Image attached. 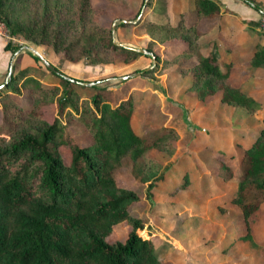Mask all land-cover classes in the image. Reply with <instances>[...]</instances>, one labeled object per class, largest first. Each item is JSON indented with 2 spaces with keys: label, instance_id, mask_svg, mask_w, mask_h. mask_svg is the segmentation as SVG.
Returning a JSON list of instances; mask_svg holds the SVG:
<instances>
[{
  "label": "trees",
  "instance_id": "16d2710c",
  "mask_svg": "<svg viewBox=\"0 0 264 264\" xmlns=\"http://www.w3.org/2000/svg\"><path fill=\"white\" fill-rule=\"evenodd\" d=\"M242 1L254 7L252 0ZM148 2H142L144 7ZM221 10L218 0H189L173 22L146 18L140 24L150 37L148 44L167 39L184 42L170 61L177 62L180 75L190 74L186 89L202 103L219 94L221 103L254 112L260 102L229 81L233 58L220 67L219 36L209 40L213 49H200V37L217 24L203 27L204 21L223 19ZM154 11L164 16L163 2ZM139 13L140 8L135 16ZM95 14L91 0H0V22L9 36L48 42L69 62L129 63L148 54L115 43L110 27L96 20ZM19 47L8 41L4 44L12 52ZM221 47L231 48L228 44ZM145 49L155 56L150 45ZM28 54L40 64L37 56ZM249 59L253 66L264 67V40L255 45ZM55 70L24 65L11 72L0 89V264H162L151 237L140 234L146 225L130 212L139 195L119 185L116 172L153 150L173 153L175 124L137 132L132 124L134 102L131 95L121 92L122 86L110 89L97 80L83 84ZM48 74L55 80H47ZM75 86L88 92L80 94ZM50 104L55 115L47 120L43 107ZM71 119L87 133L84 144L72 135ZM261 122L245 145L235 143L238 155L227 156L233 165L210 151L202 152L209 155L207 166L212 174L232 180L229 201L238 206L246 228L264 201V115ZM60 145L70 152L68 163ZM153 174L148 193L168 176L164 170ZM180 176L183 180L177 186L187 185L186 170ZM121 221L130 225L125 238L108 240L113 225Z\"/></svg>",
  "mask_w": 264,
  "mask_h": 264
},
{
  "label": "rangeland",
  "instance_id": "374dc122",
  "mask_svg": "<svg viewBox=\"0 0 264 264\" xmlns=\"http://www.w3.org/2000/svg\"><path fill=\"white\" fill-rule=\"evenodd\" d=\"M116 1L91 0L96 20L110 27L116 42L141 48L150 45L155 54L154 61L148 53L138 55L129 63L117 61L100 65L86 59L69 62L48 42L38 44L9 36L0 22V35L4 42L8 41L10 46L20 45L16 54H12L15 50H9L12 55L11 72H17L24 65L45 66L40 60L38 64L31 58L28 54L32 53L31 49L23 46L27 45L37 49L59 72L83 84L97 80V84L110 89L122 86L121 92L131 95L134 102L132 124L137 132L165 123L175 124L177 136L173 142V153L166 155L153 150L135 164L116 172L117 183L139 195L130 212L146 225L140 234L151 237L162 264H264V201L251 215L246 228L238 206L229 201L233 191L232 180L212 174L207 166L209 155H203L204 151H210L212 156L226 159L233 165L227 156L231 152L238 155L235 143L239 141L245 145L262 124L264 67L253 66L249 55L255 45L264 40V0H252L255 8L242 0H218L225 16L220 20L204 21L203 27L217 24L199 39L201 51H207L213 49L209 40L219 36L220 67L223 69L227 59L233 58L229 81L235 86L241 85L260 102V108L254 112L221 103L219 94L202 103L195 93L187 90L190 74L180 75L177 62L170 61L183 46L182 40L167 39L162 43L154 41L148 44L150 37L141 27V21L155 18L173 22L178 12L186 10L189 0ZM143 1H149V5L144 7ZM162 2L164 16L154 11ZM238 6L244 8L239 10ZM139 8L140 13L135 16ZM124 19L128 23L121 24ZM224 44L231 48L223 50L221 45ZM244 47L248 49L242 54ZM2 59L0 50L3 64ZM46 79L55 80V76L48 74ZM75 88L80 94L88 92L86 88ZM43 113L47 120H51L55 115L54 105L43 107ZM69 128L76 141L81 144L87 142V133L79 122L71 119ZM59 151L68 163L70 152L67 146L60 145ZM177 159L182 161L172 165ZM163 170L168 174L165 182H158L149 193L146 192L148 182L153 179L152 174ZM183 170L188 173L189 182L179 187ZM129 229L127 222H118L113 225L107 239L123 240Z\"/></svg>",
  "mask_w": 264,
  "mask_h": 264
},
{
  "label": "water",
  "instance_id": "95a60500",
  "mask_svg": "<svg viewBox=\"0 0 264 264\" xmlns=\"http://www.w3.org/2000/svg\"><path fill=\"white\" fill-rule=\"evenodd\" d=\"M113 30V29H112ZM114 41V40H113ZM115 43H117V44H121V45H125V44H123V43H120V42H116V41H114ZM23 46H25V47H27V48H30L31 49V52H32V54H34L35 56H37L38 57V59L47 67V68H49V69H52V70H54V71H56L55 70V68L44 58V56L37 50V49H34V48H32V47H30V46H27V45H23ZM125 46H128V47H130V48H132V49H134V50H136V51H138V52H141V53H149L151 56H152V60L154 61V56H153V54L151 53V52H147V50L145 49V48H141V47H136V46H130V45H125ZM17 53V51L15 50L14 52H13V54H16ZM11 67H12V61H10V63H9V65H8V68H7V71H6V77H5V79L0 83V89L1 88H3V87H5L6 86V84H7V82H8V78L10 77V74H11Z\"/></svg>",
  "mask_w": 264,
  "mask_h": 264
},
{
  "label": "crops",
  "instance_id": "0c3cea01",
  "mask_svg": "<svg viewBox=\"0 0 264 264\" xmlns=\"http://www.w3.org/2000/svg\"><path fill=\"white\" fill-rule=\"evenodd\" d=\"M221 2H225V1H221ZM238 7H240V6H238ZM243 8H244V6L238 8V9L242 10ZM4 44H5L4 38L0 35V50L3 53V57H4V59H2V60H4L3 64L0 61V82H1L2 79H4L5 72L7 71L8 65H9V63L11 61L10 57H12L10 51L4 48ZM247 49H248L247 47H244V50L242 51V54H244V52H246ZM241 63H243V62L241 61ZM242 89H243V87H242Z\"/></svg>",
  "mask_w": 264,
  "mask_h": 264
},
{
  "label": "bare ground",
  "instance_id": "6f19581e",
  "mask_svg": "<svg viewBox=\"0 0 264 264\" xmlns=\"http://www.w3.org/2000/svg\"><path fill=\"white\" fill-rule=\"evenodd\" d=\"M28 49H30V48H28Z\"/></svg>",
  "mask_w": 264,
  "mask_h": 264
}]
</instances>
